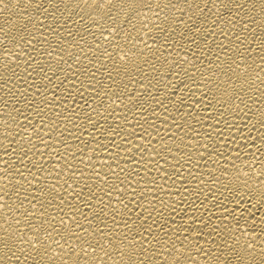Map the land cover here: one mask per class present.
<instances>
[{"label":"bare ground","instance_id":"obj_1","mask_svg":"<svg viewBox=\"0 0 264 264\" xmlns=\"http://www.w3.org/2000/svg\"><path fill=\"white\" fill-rule=\"evenodd\" d=\"M0 264H264V0H0Z\"/></svg>","mask_w":264,"mask_h":264}]
</instances>
